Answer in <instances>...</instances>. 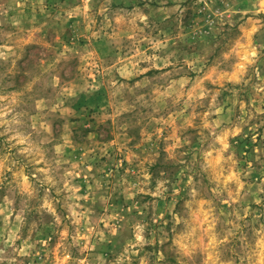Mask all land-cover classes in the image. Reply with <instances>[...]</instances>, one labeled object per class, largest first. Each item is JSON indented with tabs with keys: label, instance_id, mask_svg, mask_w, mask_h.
Returning <instances> with one entry per match:
<instances>
[{
	"label": "rangeland",
	"instance_id": "1",
	"mask_svg": "<svg viewBox=\"0 0 264 264\" xmlns=\"http://www.w3.org/2000/svg\"><path fill=\"white\" fill-rule=\"evenodd\" d=\"M253 1L0 0V264H264Z\"/></svg>",
	"mask_w": 264,
	"mask_h": 264
},
{
	"label": "crops",
	"instance_id": "2",
	"mask_svg": "<svg viewBox=\"0 0 264 264\" xmlns=\"http://www.w3.org/2000/svg\"><path fill=\"white\" fill-rule=\"evenodd\" d=\"M253 11L254 12H264V0H254L253 4ZM246 26H248V23H245ZM248 29V28H247ZM253 31H258V39L256 42V49L264 50V30L260 25H255L253 27ZM254 32V33H255Z\"/></svg>",
	"mask_w": 264,
	"mask_h": 264
}]
</instances>
